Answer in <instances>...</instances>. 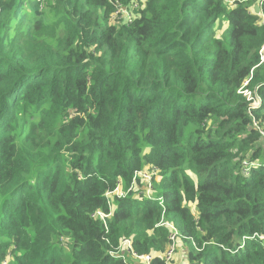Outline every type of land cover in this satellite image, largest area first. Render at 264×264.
I'll use <instances>...</instances> for the list:
<instances>
[{
	"label": "trees",
	"instance_id": "1",
	"mask_svg": "<svg viewBox=\"0 0 264 264\" xmlns=\"http://www.w3.org/2000/svg\"><path fill=\"white\" fill-rule=\"evenodd\" d=\"M230 1L0 0V264H165L171 228L264 264V0Z\"/></svg>",
	"mask_w": 264,
	"mask_h": 264
},
{
	"label": "built area",
	"instance_id": "2",
	"mask_svg": "<svg viewBox=\"0 0 264 264\" xmlns=\"http://www.w3.org/2000/svg\"><path fill=\"white\" fill-rule=\"evenodd\" d=\"M224 2L226 3H231L230 0H223ZM124 14V16H126V18L124 20H128L130 21L131 20V16L130 14H127L124 12V9H119L115 15H119V19L122 18V14ZM242 95H244L247 100L250 102L249 103V110H253V109H257L259 106H260V99L255 96L253 97L252 96V93L251 91L247 90V89H242ZM251 115V114H250ZM253 126L254 128L258 131L260 137H261V141L264 145V120L261 122V121H256V120H253ZM259 164H255L254 162H242V170L241 172L244 174V176L248 177L250 176V172L252 170V168L254 167H258ZM143 177L148 180L149 182L151 181V176L150 175H143ZM111 194L113 195H116V196H121V193L119 192V189H115V191H113ZM101 219H103L104 217H106L104 214L100 213V212H97V214ZM160 226H163L164 223L163 222H160L159 224ZM171 230H173V232L170 234V237H169V240L171 242V244L168 246L165 254H164V261H165V264H169L171 258H172V255L174 254L175 252V239L177 238V234L178 232L174 229V228H171ZM124 247V248H122ZM126 253H129L133 258H135L137 261H140V262H145L146 264H148L149 260H150V257L149 256H137L135 255L133 252H132V249H131V244H130V241L129 240H123L121 245L116 248L114 251L110 252V257L112 258H115V259H120L122 260V262L124 264H128V261L125 257V254ZM2 264H7V260L5 261H2Z\"/></svg>",
	"mask_w": 264,
	"mask_h": 264
},
{
	"label": "rangeland",
	"instance_id": "3",
	"mask_svg": "<svg viewBox=\"0 0 264 264\" xmlns=\"http://www.w3.org/2000/svg\"><path fill=\"white\" fill-rule=\"evenodd\" d=\"M37 1H39V2H41L43 4L46 3V0H37ZM188 175L192 178V180L194 182H198V181L204 179V177H201V178L197 179L196 176L192 172H188ZM170 264H190L189 261H187L185 259L184 252H183V247L178 242H176L175 252L172 255V260H171Z\"/></svg>",
	"mask_w": 264,
	"mask_h": 264
},
{
	"label": "water",
	"instance_id": "4",
	"mask_svg": "<svg viewBox=\"0 0 264 264\" xmlns=\"http://www.w3.org/2000/svg\"><path fill=\"white\" fill-rule=\"evenodd\" d=\"M254 10H255L256 13H258V7L257 6L255 7Z\"/></svg>",
	"mask_w": 264,
	"mask_h": 264
},
{
	"label": "crops",
	"instance_id": "5",
	"mask_svg": "<svg viewBox=\"0 0 264 264\" xmlns=\"http://www.w3.org/2000/svg\"><path fill=\"white\" fill-rule=\"evenodd\" d=\"M134 264H136V263H134Z\"/></svg>",
	"mask_w": 264,
	"mask_h": 264
}]
</instances>
